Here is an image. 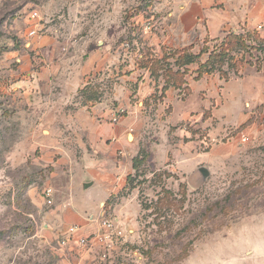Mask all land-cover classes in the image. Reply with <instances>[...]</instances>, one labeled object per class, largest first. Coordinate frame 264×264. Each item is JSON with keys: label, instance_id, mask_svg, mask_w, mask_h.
Returning <instances> with one entry per match:
<instances>
[{"label": "rangeland", "instance_id": "obj_1", "mask_svg": "<svg viewBox=\"0 0 264 264\" xmlns=\"http://www.w3.org/2000/svg\"><path fill=\"white\" fill-rule=\"evenodd\" d=\"M171 1L0 0V264H64L59 248L70 227L51 214L44 191L66 196L72 163L92 150L94 119L71 72L103 63L108 78L92 86L109 90L119 82L114 71L125 67L131 90ZM104 97L113 111L98 122L125 111L129 140L139 131V146L150 154L129 200L110 198L107 206L122 204L135 218L114 264H264V98L247 107V121L220 132L215 120L183 122L184 140L174 135L180 127L166 128L167 108L135 120L112 91ZM154 147L170 149L168 157Z\"/></svg>", "mask_w": 264, "mask_h": 264}, {"label": "crops", "instance_id": "obj_2", "mask_svg": "<svg viewBox=\"0 0 264 264\" xmlns=\"http://www.w3.org/2000/svg\"><path fill=\"white\" fill-rule=\"evenodd\" d=\"M168 5L171 10L168 23L163 24L160 34L156 33L151 38V51L141 53L138 70L142 72L138 74V78L136 75V79H132L135 84L131 90L128 87L125 67L114 71V76L119 82L109 90L103 89L102 86L94 87V82L106 74L100 73L104 68V65L100 64L103 63L94 67V62H89L79 67L77 72H71L78 84L74 89L75 94L84 98V104L87 109L92 110L90 114L94 119L89 135L92 150H88L85 157L76 164L72 163L73 178L67 185L66 196L58 199L53 188L54 208L51 214L59 217L64 225L78 227V235L61 244L59 248L64 264H114L116 250H121V244H125L128 236L116 237V245L108 262L100 259L104 250L100 242L94 241L83 246L79 244L78 238L106 231L101 222L104 218L114 219L123 230L131 227L135 219L133 215L122 213V204H111L108 209L107 206L110 198L121 199L122 202L129 200L133 177L144 166L147 158H150V154L139 146V131L135 130L134 139L129 140V115L124 114L123 120L118 123L104 120L98 122L99 117L107 116L113 111L104 107V98H110L104 97L108 91H112L113 99L120 103V107L126 103L135 120L145 116L149 110L161 112L167 108L169 115L166 118V128L180 127L174 135L184 140L190 136V132L188 128H182L183 122L194 119L195 123L209 124L215 120L218 126L214 131L220 132L227 125L247 121V107L257 101L261 102L264 98V43L262 50L254 48L250 51H233L232 54L237 58L251 61L243 64L238 75L232 72L231 77L226 80L221 78L219 71L203 70L198 76L201 67L209 58V52H202L203 49L209 47V50H212L213 44L221 41L228 33L257 32L260 38L264 39V0H173ZM256 43H260L259 39L253 41V44ZM186 49L198 55L195 61L179 66L175 62L179 54L175 58H165L173 50ZM259 57H262L261 70H258L256 64ZM149 58H158L161 64L155 65L154 69L151 65L146 66L145 62ZM168 65L173 71H185V83L182 86L177 87L175 80H167L165 71ZM38 79L43 88L47 86L46 72L40 73ZM104 79L103 77L101 80ZM186 87L190 89L188 94ZM137 97L138 105L142 106L140 109L132 104ZM210 110L212 113L209 114ZM201 124H197V127H201ZM138 126L139 124L133 126V129ZM214 131H211L213 135ZM152 149L156 156L167 158L169 155L170 149ZM175 149L181 153L180 148ZM137 158H143L138 168L134 164ZM75 189L79 194H74ZM68 231L69 228L64 231L66 237L69 236Z\"/></svg>", "mask_w": 264, "mask_h": 264}, {"label": "trees", "instance_id": "obj_3", "mask_svg": "<svg viewBox=\"0 0 264 264\" xmlns=\"http://www.w3.org/2000/svg\"><path fill=\"white\" fill-rule=\"evenodd\" d=\"M259 39L260 43L253 44V41H257ZM262 43H264V39H261L257 32L254 33H245V34H238V33H228L221 41H218L213 44L212 50H209V47H205L202 52H209V58L208 60L203 64L201 67L202 70L200 71L199 75L202 74L203 70H207L209 72L212 71H219L221 78H224L228 80L231 77V73L234 72L238 75L239 70L242 68L243 64L245 62L251 63L250 60L246 61L244 58H237L233 53V51L239 50V49H246L251 50L254 48H257L258 50H262L263 46ZM179 54L178 57H176V64L179 66H182L184 64L193 62L196 60L198 55H195L190 52V50H173L170 52L168 56L174 57ZM161 60L158 58L155 59H148L145 62L146 66H150L153 68L155 65H160ZM258 70L262 69V57H259L256 61ZM154 69V68H153ZM165 76L167 80H175V85L177 87L182 86L185 83L184 76L185 71L177 70L173 71L170 66L166 68ZM186 94L190 92V89L188 87L185 88ZM126 112L124 111L123 115ZM143 162V158H137L135 160V166L140 167V165ZM133 187V185L130 187V189Z\"/></svg>", "mask_w": 264, "mask_h": 264}, {"label": "built area", "instance_id": "obj_4", "mask_svg": "<svg viewBox=\"0 0 264 264\" xmlns=\"http://www.w3.org/2000/svg\"><path fill=\"white\" fill-rule=\"evenodd\" d=\"M37 12H33V17L37 16ZM35 30L31 31V34H35ZM124 111L119 109L112 115V121L117 123L121 120ZM45 198L48 204H53V194L54 189L52 187H47L44 191ZM102 226L106 229L104 232H100L96 235L92 236H80L78 238L79 244L83 246H87L94 241L100 242L104 246V250L101 253V259L105 262H108L111 257V251L115 245V238L116 237H123L124 230L117 224V222L112 218H104L102 221ZM69 236L65 237L61 244H65L69 239L78 235V227L72 226L69 228ZM120 264H126L124 262Z\"/></svg>", "mask_w": 264, "mask_h": 264}, {"label": "water", "instance_id": "obj_5", "mask_svg": "<svg viewBox=\"0 0 264 264\" xmlns=\"http://www.w3.org/2000/svg\"><path fill=\"white\" fill-rule=\"evenodd\" d=\"M203 171H205V170H203Z\"/></svg>", "mask_w": 264, "mask_h": 264}]
</instances>
